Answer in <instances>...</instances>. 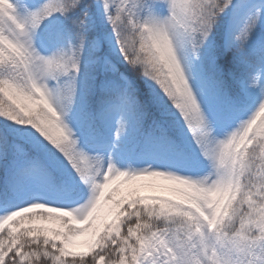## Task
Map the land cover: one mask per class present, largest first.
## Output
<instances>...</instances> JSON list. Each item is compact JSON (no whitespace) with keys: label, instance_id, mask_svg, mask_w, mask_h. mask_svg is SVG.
Wrapping results in <instances>:
<instances>
[{"label":"snow or ice","instance_id":"snow-or-ice-1","mask_svg":"<svg viewBox=\"0 0 264 264\" xmlns=\"http://www.w3.org/2000/svg\"><path fill=\"white\" fill-rule=\"evenodd\" d=\"M0 264H264V0H0Z\"/></svg>","mask_w":264,"mask_h":264}]
</instances>
